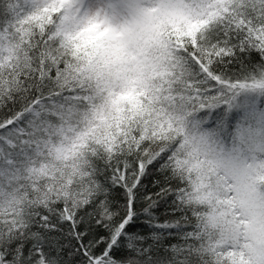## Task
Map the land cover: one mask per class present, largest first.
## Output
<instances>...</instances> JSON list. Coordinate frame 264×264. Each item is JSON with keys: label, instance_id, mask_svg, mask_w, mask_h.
Wrapping results in <instances>:
<instances>
[{"label": "snow or ice", "instance_id": "obj_1", "mask_svg": "<svg viewBox=\"0 0 264 264\" xmlns=\"http://www.w3.org/2000/svg\"><path fill=\"white\" fill-rule=\"evenodd\" d=\"M0 264H264V0H0Z\"/></svg>", "mask_w": 264, "mask_h": 264}, {"label": "trees", "instance_id": "obj_2", "mask_svg": "<svg viewBox=\"0 0 264 264\" xmlns=\"http://www.w3.org/2000/svg\"><path fill=\"white\" fill-rule=\"evenodd\" d=\"M145 183H148V181H145ZM113 195L117 196L118 197V202H119V198L122 196V194L120 192H115L113 193ZM140 221L137 222L138 226L140 225Z\"/></svg>", "mask_w": 264, "mask_h": 264}]
</instances>
